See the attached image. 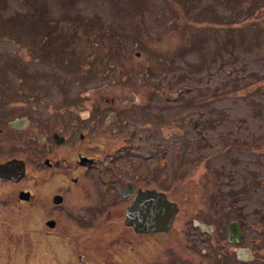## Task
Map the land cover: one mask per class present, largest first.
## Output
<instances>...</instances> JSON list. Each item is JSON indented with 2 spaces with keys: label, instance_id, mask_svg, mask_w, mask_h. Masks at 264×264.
<instances>
[{
  "label": "rangeland",
  "instance_id": "1",
  "mask_svg": "<svg viewBox=\"0 0 264 264\" xmlns=\"http://www.w3.org/2000/svg\"><path fill=\"white\" fill-rule=\"evenodd\" d=\"M112 111L126 124L109 123ZM20 117L70 144L85 128L130 135L121 165L151 155L130 173L180 209L147 238L146 264H264V0H0V128ZM26 130L0 148L33 172L46 150ZM19 188L0 182V264H91L131 238L95 231L85 252L99 258L61 259L77 253L11 214ZM234 222L241 254L227 241Z\"/></svg>",
  "mask_w": 264,
  "mask_h": 264
},
{
  "label": "flooded vegetation",
  "instance_id": "2",
  "mask_svg": "<svg viewBox=\"0 0 264 264\" xmlns=\"http://www.w3.org/2000/svg\"><path fill=\"white\" fill-rule=\"evenodd\" d=\"M111 113L113 117L109 123L126 124V121L120 119L117 111ZM101 118L103 120L107 116ZM25 119L27 118L20 117L6 122L5 125L12 131L6 129V132L0 128V136L4 135L6 138L7 135L23 133L27 129V121L30 120ZM80 124V121L69 123L78 126ZM26 131L31 143L36 147L43 146L46 150H36V156L32 159L33 172L28 171V160L25 162L22 156L18 157L12 153L6 157L0 148V164L16 160L22 162L24 167V174L19 181L0 180L5 184L24 186V189H18L17 199L13 197L9 206L13 217L27 216V220H35L29 222V226L41 239L57 240L64 252L69 250L77 253L75 256H60L61 259H70L71 262H83V253H87L91 258H99L97 251L85 252L89 242H92L88 238H93L95 231H99L101 237L104 236L103 230L110 233L111 228L122 227L128 231L131 238L119 239L114 250L109 251L106 250L109 246L104 247L103 251L109 259L99 258L91 264H146L150 257V253L146 252L147 238L163 232L137 233L134 227L125 225V216L139 192L154 191L169 198L167 192L147 185L145 176L140 179V175L130 173V166L140 167L143 171L145 168L141 165L150 162L151 155H137L133 165L129 164V160L124 161L123 165L118 164L130 146V135L127 140L122 141L111 139L106 133H99L96 138H92L91 130L85 128L84 132H78L77 138L70 144L68 136L55 130L35 136L30 130ZM57 146L61 148L56 149ZM103 166L104 169L107 167L109 175L104 174ZM55 188L62 189V192L53 193ZM20 193L25 194L24 199L20 198ZM55 197L59 198L58 203L55 202ZM3 204L8 205L7 202ZM179 209L178 207L173 224ZM80 211H83V214H77ZM26 228L29 229L28 226Z\"/></svg>",
  "mask_w": 264,
  "mask_h": 264
},
{
  "label": "water",
  "instance_id": "3",
  "mask_svg": "<svg viewBox=\"0 0 264 264\" xmlns=\"http://www.w3.org/2000/svg\"><path fill=\"white\" fill-rule=\"evenodd\" d=\"M14 125V123L12 124ZM24 174L22 162L13 160L0 164V180L4 182H17ZM25 194L20 193L24 199ZM59 198L55 197L58 203ZM178 212L176 203L170 201L164 194L154 191L139 192L132 205L127 209L125 225L135 228L137 233L166 232L174 221ZM242 233L236 222L230 224L227 241L231 244H239ZM243 249H238V254ZM237 254V255H238Z\"/></svg>",
  "mask_w": 264,
  "mask_h": 264
}]
</instances>
